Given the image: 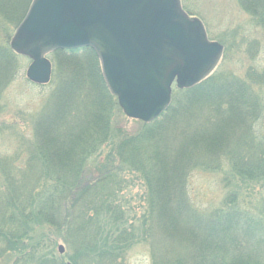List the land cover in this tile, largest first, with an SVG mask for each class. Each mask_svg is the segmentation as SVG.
I'll use <instances>...</instances> for the list:
<instances>
[{"label":"trees","instance_id":"1","mask_svg":"<svg viewBox=\"0 0 264 264\" xmlns=\"http://www.w3.org/2000/svg\"><path fill=\"white\" fill-rule=\"evenodd\" d=\"M237 2L264 32V0ZM30 3L0 0L6 40ZM6 50L0 47V87L13 79L7 66L16 54ZM47 57L54 84L32 122L33 137L0 157L1 252L26 253L27 264L32 225L53 228L68 250L35 264H125L127 251L145 242L152 264H264V212L240 207L242 189L211 210L197 209L187 194L193 171L221 166H232L234 181L264 187V137L254 130L259 119L252 122L264 108V68L245 79L212 73L190 88H173L158 118L123 134L113 128L121 110L94 50L58 49ZM124 171L143 184L140 215L122 206Z\"/></svg>","mask_w":264,"mask_h":264},{"label":"water","instance_id":"2","mask_svg":"<svg viewBox=\"0 0 264 264\" xmlns=\"http://www.w3.org/2000/svg\"><path fill=\"white\" fill-rule=\"evenodd\" d=\"M9 46L30 60L25 76L40 85L50 80L48 53L92 48L122 113L144 123L167 109L172 85L207 77L223 50L180 0H32Z\"/></svg>","mask_w":264,"mask_h":264},{"label":"rangeland","instance_id":"3","mask_svg":"<svg viewBox=\"0 0 264 264\" xmlns=\"http://www.w3.org/2000/svg\"><path fill=\"white\" fill-rule=\"evenodd\" d=\"M180 2L203 23L208 37L224 46L222 57L211 74L223 73L242 79H245L244 76L249 72L261 74L259 72L264 68V32L254 24L250 15L242 10L237 0H180ZM1 26L0 24V47L6 54V48L11 49L9 42L15 29L6 40V33ZM29 63L30 60L24 56L17 54L13 56L7 66V71H13V79L0 87V157H10L19 151L22 142L31 141L32 122L40 111L42 112L54 84L51 81L52 76L51 82L43 85L29 81L25 76ZM251 90L256 93V90ZM258 96L264 103V89ZM253 115L256 116L252 117L255 118L252 119L253 123L259 119L254 130L264 137V108L259 117L254 113ZM113 123V128H121L123 134L137 133L141 127L139 121L127 118L122 112L116 113ZM249 132L252 136L251 130ZM24 157L21 156L22 161ZM16 165L23 168L20 160ZM221 167L216 171L195 170L189 175L187 194L192 204L199 210H211L221 205L233 192H238L237 189H242L243 199L250 193L252 197L250 201L249 199L243 201L240 196V207L246 210L248 205L251 208V204H254L256 213L264 212V187L250 180L242 181L239 178L234 181L232 166ZM120 177L123 180V190L120 192L122 206H130L137 215H140L144 198L142 182L135 172L124 171ZM240 181L245 185H240ZM247 187L249 189H246ZM30 228L31 239L27 241L29 246L26 249L30 260L27 264H35L36 257L39 256H66L68 250L61 234L53 228L32 225ZM59 245L63 247L62 253L58 251ZM23 257H26V253L21 255L11 250L0 251V264L16 262L22 264ZM124 263L152 264L150 246L146 242L132 246L125 255Z\"/></svg>","mask_w":264,"mask_h":264}]
</instances>
